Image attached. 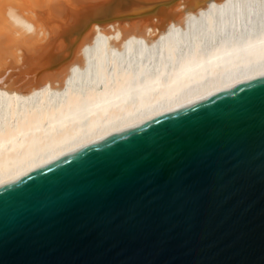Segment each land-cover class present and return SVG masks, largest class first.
Wrapping results in <instances>:
<instances>
[{"label":"water","instance_id":"95a60500","mask_svg":"<svg viewBox=\"0 0 264 264\" xmlns=\"http://www.w3.org/2000/svg\"><path fill=\"white\" fill-rule=\"evenodd\" d=\"M0 264H264V75L1 184Z\"/></svg>","mask_w":264,"mask_h":264},{"label":"bare ground","instance_id":"6f19581e","mask_svg":"<svg viewBox=\"0 0 264 264\" xmlns=\"http://www.w3.org/2000/svg\"><path fill=\"white\" fill-rule=\"evenodd\" d=\"M264 75V0H0V185Z\"/></svg>","mask_w":264,"mask_h":264}]
</instances>
